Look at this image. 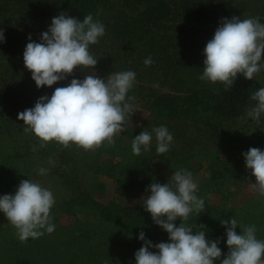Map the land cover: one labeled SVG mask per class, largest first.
Instances as JSON below:
<instances>
[{
  "label": "clouds",
  "instance_id": "9594fccd",
  "mask_svg": "<svg viewBox=\"0 0 264 264\" xmlns=\"http://www.w3.org/2000/svg\"><path fill=\"white\" fill-rule=\"evenodd\" d=\"M105 26L91 14L83 20L60 14L53 17L40 41L31 36L23 52L25 68L31 73L37 89L52 88L72 75L74 69H94L98 60L90 54L89 46L99 42ZM0 29V43L5 42ZM264 23L257 18H224L203 50L202 81L221 83L231 87L238 75L252 81L264 69ZM151 57L145 65L152 64ZM136 80L132 70L111 72L106 78L95 73L83 80L73 78L67 86L56 87L49 97H40L34 107L18 113L25 131L32 132L42 142L70 143L85 150L114 142V136L123 132L124 122L134 111L128 93ZM255 105L247 113L248 120L258 124L264 115V87L251 96ZM247 122V121H246ZM156 140V151L165 154L173 142V135L164 125L151 131L142 130L131 144L133 154L150 149ZM247 170L255 177L251 188L264 196V150L250 148L242 153ZM47 169L40 168L45 175ZM197 183L191 172L179 169L167 183H152L142 198L144 209L154 223L168 234L167 242L154 244L140 232L137 239L142 246L134 254L135 264H264V240L257 239L255 225L238 226L234 218L221 220L225 227L228 253L221 260L220 240L206 239V231H193L187 226L189 215H198L205 209L204 199L198 197ZM55 204L52 191L38 182L22 180L14 194L0 195V213L17 230L21 242L38 239L45 232L55 230L50 211ZM179 219L177 226L174 222ZM239 227L240 232L236 229ZM152 249H155L154 251Z\"/></svg>",
  "mask_w": 264,
  "mask_h": 264
},
{
  "label": "rangeland",
  "instance_id": "374dc122",
  "mask_svg": "<svg viewBox=\"0 0 264 264\" xmlns=\"http://www.w3.org/2000/svg\"><path fill=\"white\" fill-rule=\"evenodd\" d=\"M230 6L233 17L257 18L264 23V0H231ZM25 32L34 39L40 36L37 31ZM92 73L97 75L96 68L85 71L76 68L72 74ZM256 75L264 79V69ZM237 78L244 80L243 75ZM31 84L36 86L34 82ZM5 102L0 95V103ZM130 102L134 111L124 122L125 130L114 136L113 143L105 141L87 151L76 149V165L72 160L60 158L64 145L52 149L53 142L48 145L25 131L23 122L17 119L21 109L12 112L9 108L2 113L5 117L0 116V195L14 194L19 183L26 179L50 189L55 198L50 211L55 230L21 242L15 227L0 213V264H135L134 254L143 243L137 239L140 232L154 244L168 241V234L143 207L142 198L149 194L146 189L154 182L167 183L179 169L191 172L198 186L196 194L205 201V209L199 215L195 212L189 215L187 226L193 227L198 217L207 213L212 215L209 218L214 225L230 218L236 219L238 226L254 221L260 224L255 225L257 239L264 240V196L251 188L255 177L240 158L254 142H249L255 134L252 127H258L252 125L248 131L239 130L232 143L233 133L226 139L217 135L207 140L201 130L183 123L185 135L176 138L172 134L173 142L165 154L157 153L153 136L150 149L140 153L147 163L134 172L135 159L140 155L132 152L133 138L142 130L161 126L162 120L140 99ZM261 133L262 129H258L257 134ZM40 168L47 169V173L39 174ZM87 191L89 205L73 201ZM112 212L120 223L105 218V214ZM129 220L134 225L128 226ZM174 223L179 226L181 221L177 219ZM156 228L161 230L155 235ZM236 231L239 234V227ZM134 241L139 245L129 247L128 243ZM223 255H226L224 250L221 260Z\"/></svg>",
  "mask_w": 264,
  "mask_h": 264
},
{
  "label": "trees",
  "instance_id": "16d2710c",
  "mask_svg": "<svg viewBox=\"0 0 264 264\" xmlns=\"http://www.w3.org/2000/svg\"><path fill=\"white\" fill-rule=\"evenodd\" d=\"M230 5L231 0H0V29L6 38L0 43V80L3 85L0 86V95L6 100L0 103V116L5 117L3 114L9 108L12 112L30 109L40 97H50L56 87L67 86L73 78L83 80L86 76L72 74L52 88L32 86L31 73L21 59L29 42L25 30L37 31L41 35L48 29L52 18L62 13L81 21L91 14L94 20L105 26L104 36L89 46L90 54L98 60L97 76L106 78L111 72L134 71L136 80L128 96L140 99L176 138L185 135L183 123H191L204 133L207 140L217 135L221 139L227 138L233 133V143L239 130L248 131L249 126L254 125L258 128L251 129L255 133L250 136L249 142L254 141L251 148L264 150V115L258 124L248 120L247 116L255 105L251 96L264 87L262 75H255L252 81L236 78L231 87L200 79L204 67L203 50L220 22L233 17ZM238 17L242 18L241 15ZM35 39L39 42L40 36ZM149 57L153 62L145 65L144 61ZM155 87L164 88L168 93ZM26 104L31 105L23 108ZM258 129H262L261 135L257 134ZM52 142V149L59 147V143ZM76 149L79 152L85 150L70 143L62 148L60 158L72 160L76 165ZM240 158L245 162L242 155ZM144 160L146 157L142 154L135 159L134 172L147 163ZM82 194L73 201L89 205L88 191ZM104 216L108 221L120 223L113 212ZM211 216L207 213L198 217L193 231H200L199 227L203 226L206 239H219V247L227 254L225 227L214 225ZM132 225L134 221L129 220L128 226ZM246 225L260 224L251 221ZM160 230L156 228L153 233L159 234ZM128 245L139 244L134 241Z\"/></svg>",
  "mask_w": 264,
  "mask_h": 264
}]
</instances>
